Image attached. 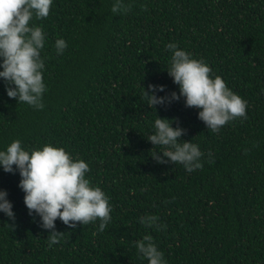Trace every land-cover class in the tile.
Masks as SVG:
<instances>
[{
  "label": "trees",
  "instance_id": "1",
  "mask_svg": "<svg viewBox=\"0 0 264 264\" xmlns=\"http://www.w3.org/2000/svg\"><path fill=\"white\" fill-rule=\"evenodd\" d=\"M54 0L35 23L46 43L45 107L18 104L0 80V148L19 139L26 149L62 146L90 165L88 178L110 197L112 221L70 228L48 247L51 230L29 215L19 172L0 169V189L15 219L0 212V264H147L133 241L151 232L168 264H264V0ZM68 47L57 55L55 40ZM169 42L203 58L248 102L238 118L212 133L183 98L152 110L147 85L179 91L166 70ZM163 95V93H160ZM157 112V113H156ZM159 115L187 131L214 162L192 173L159 164L147 140ZM155 214L166 229H145L138 217Z\"/></svg>",
  "mask_w": 264,
  "mask_h": 264
},
{
  "label": "clouds",
  "instance_id": "2",
  "mask_svg": "<svg viewBox=\"0 0 264 264\" xmlns=\"http://www.w3.org/2000/svg\"><path fill=\"white\" fill-rule=\"evenodd\" d=\"M53 4L54 0H0V80L9 98L37 110L45 107L47 85L41 52L47 34L35 21L47 18ZM127 11L124 0H113V14ZM67 47L64 38L55 40L57 55H62ZM165 47L171 53L166 70L179 91L169 93L166 85L150 83L147 88L142 87L144 103L156 111L157 106L164 107L183 98L186 107L199 109L198 119L212 133H219L223 126L238 118L241 122L247 120V100L214 74L205 59L195 58L177 42H169ZM173 124V119L157 115L150 125L146 136L153 149H158L151 153L157 163L179 164L187 173H192L203 167L205 157L208 162H214L210 150L206 154L192 140H182L187 130L178 122L175 127ZM0 169L19 172L18 186L25 194L29 215L39 217L42 229L51 230L46 239L49 248L64 239V232L56 228L57 219L70 228L77 227L78 222L87 225L99 221V232L112 221L110 197L88 178L89 163L62 146L47 143L26 149L21 140H13L0 148ZM0 212L15 219L13 202L6 189H0ZM138 223L156 231L167 228L155 214L141 215ZM132 243L137 255L147 260V264H168L151 232H145Z\"/></svg>",
  "mask_w": 264,
  "mask_h": 264
}]
</instances>
